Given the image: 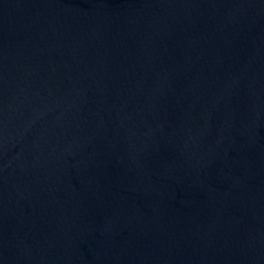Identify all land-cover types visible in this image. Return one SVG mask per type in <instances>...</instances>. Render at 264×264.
Listing matches in <instances>:
<instances>
[{"label":"water","instance_id":"1","mask_svg":"<svg viewBox=\"0 0 264 264\" xmlns=\"http://www.w3.org/2000/svg\"><path fill=\"white\" fill-rule=\"evenodd\" d=\"M0 264H264V0H0Z\"/></svg>","mask_w":264,"mask_h":264}]
</instances>
